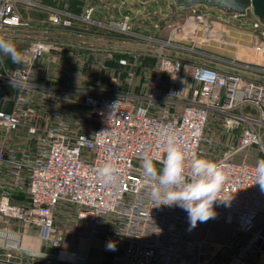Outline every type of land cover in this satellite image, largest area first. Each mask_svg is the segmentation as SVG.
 Segmentation results:
<instances>
[{
  "label": "built area",
  "instance_id": "2783aa9c",
  "mask_svg": "<svg viewBox=\"0 0 264 264\" xmlns=\"http://www.w3.org/2000/svg\"><path fill=\"white\" fill-rule=\"evenodd\" d=\"M147 4L0 0V38H20L16 28H22L24 40L30 31H40L32 40L26 67L0 66V85L15 86V93L18 88L31 94L44 91L40 93L52 98L49 106L56 105L64 90L79 94L71 100L70 111L55 107L48 117L51 123H38L35 107L22 112L20 106L32 101L26 94H18L12 109L0 106V264H89L86 255L65 247L58 216L70 213L64 224L98 239L103 252L112 255L110 264H264V191L254 184L255 163L249 156L256 150L264 157V62L253 65L261 78H250L229 66L188 62L181 54L203 53L190 43L202 44L214 35L223 38L230 22L264 37V22L252 9L236 13L202 3L180 6V20L169 14L154 19ZM30 10L43 16L35 22L25 15ZM97 14L108 20L97 19ZM81 22L106 30L93 32L100 43L91 54L115 58L120 68L111 73L118 75L110 76L108 83L101 78L99 84L51 82L33 63L69 43L57 34L81 32ZM226 106L234 108L226 118L234 127L229 156L214 158L228 173L220 193L226 202H217V215L209 219L230 228L219 240L220 230L211 226L198 223L189 230L188 214L180 207H154L139 155L150 151L163 156L161 133L171 129L189 156L213 160L203 146L206 129L210 123L219 126L220 112L215 111ZM109 160L122 174L118 188L105 187L97 178ZM12 221L22 226L12 227ZM202 228L204 235H192ZM30 237L40 242L36 245Z\"/></svg>",
  "mask_w": 264,
  "mask_h": 264
},
{
  "label": "rangeland",
  "instance_id": "374dc122",
  "mask_svg": "<svg viewBox=\"0 0 264 264\" xmlns=\"http://www.w3.org/2000/svg\"><path fill=\"white\" fill-rule=\"evenodd\" d=\"M76 10L79 11V7ZM153 11L155 15L153 17L154 19L158 17H165V15L167 14V11L164 10ZM36 12L40 11L36 10ZM96 17L97 19L108 20L106 19L105 15L101 17L99 16V14H97ZM179 17L180 16L174 15L173 19L177 21L180 20ZM230 23H228L226 26V36L221 39H218V36L214 35L212 38L202 44L200 41L199 43H195V45L194 43L189 42L192 46H197L198 49L204 51L203 53H194L190 51L181 52V50H178V52H181L182 56H184L186 59L188 58V62H203L216 66L220 65L222 66V68L226 69H228L227 67L229 66L233 71L241 73L250 78H261L260 75L255 72L257 68H254L253 65L257 67L259 66V63L264 62V52H260L264 44V37L256 30H243L244 27H242L237 21ZM77 29H79L81 32L62 30L61 33L57 34L63 41H71L64 47L57 45V47L55 48L57 49L56 53L52 51L49 54V57L34 62L33 67L38 71L43 70V77L48 78L51 82L54 83H62L72 86L86 85L88 82L99 84L100 82L98 81L101 78L103 82L108 83V78L110 76L118 75L117 73L115 74L111 72H115V70H118L120 68L115 58L109 59L107 55L91 54L93 47L97 43H100V41H98L93 35V32L102 33L106 30L101 28V26L87 22H81L80 26L77 27ZM14 32L18 34L17 36H19L20 38L9 41L13 42L16 51L20 54L21 59L19 60V62H13L10 56H6L3 53H0V66H5L8 69H21L29 64L30 46L32 40L34 41L35 37L37 36L33 31H30V35L25 36L24 40L22 39V28H16L14 29ZM162 33L167 34L164 30L162 31ZM110 81L111 80H109V82ZM6 87L7 86L5 85H0V96H2V102L0 103V106L3 108L12 109L14 107V101L16 106L18 94H26L28 98H32V101H29L28 104H22L20 108L22 112L28 107L37 108L36 121L38 123H51V118L48 119V117H50L49 115L54 112L56 106L62 112L70 111V109L72 108L71 105H74L71 100L76 95H79L64 90L62 98H55L54 103L56 105L49 106V102L52 101V98L43 96V94L40 93L44 91H35L34 94H31L28 89L22 90L18 88L15 93V86H11L9 89H6ZM14 93L15 96H13ZM6 98H8L10 102H4ZM11 99L13 101H11ZM233 110V107L226 106L225 109L221 111H215L220 112L219 114L221 121L220 123L218 122L219 126L215 127L213 125L214 123H210L208 128L206 129V135L208 139H206L203 146L209 149L210 152L208 154V157H212L213 160L214 158L218 159L220 157L229 156L227 144H230L231 142L232 135H230V132H234V127L226 121V118L229 116L228 114H232ZM52 120H54V118H52ZM55 121L56 119L54 120V122ZM241 134L242 132L240 131L236 136L237 145H239ZM249 156L250 160L253 163H256L258 159L264 158L263 155L258 153L256 150L252 151V153H249ZM74 208L75 207H71L70 209L68 208V210L71 211V209ZM66 210L67 209L63 210L62 214ZM68 216H72L71 213ZM68 216H58V225L61 229H63L64 232L65 247L76 248L77 251H79L81 254L86 255L89 260V264H110V258L112 255L110 252V254H105L103 252L98 243V239L96 241L89 236H83L82 234L75 233V230L71 225L66 226L64 224ZM10 225L17 229L22 226V224L18 221H12ZM201 226H211L213 228L219 229L220 232L216 236L219 240L226 237L230 231L229 227L219 222L211 223L210 220L201 223ZM205 232L206 228H202L200 232H192V235L200 236L204 235ZM30 238V240L36 245L40 242L33 237Z\"/></svg>",
  "mask_w": 264,
  "mask_h": 264
},
{
  "label": "clouds",
  "instance_id": "9594fccd",
  "mask_svg": "<svg viewBox=\"0 0 264 264\" xmlns=\"http://www.w3.org/2000/svg\"><path fill=\"white\" fill-rule=\"evenodd\" d=\"M0 53L10 56L13 62L21 59L13 42L3 38H0ZM161 142L165 149L163 156H153L150 151H142L139 155L143 183L149 189L154 207H180L188 214L189 230L198 223L214 219L217 215L214 205L226 202L220 198V193L228 173L218 162L203 155L189 156L174 130H163ZM157 163L161 167L158 168ZM97 178L108 188H118L122 182L119 167L110 160L98 169ZM254 184L264 191V158L255 163ZM109 248L114 249V245L109 244Z\"/></svg>",
  "mask_w": 264,
  "mask_h": 264
},
{
  "label": "water",
  "instance_id": "95a60500",
  "mask_svg": "<svg viewBox=\"0 0 264 264\" xmlns=\"http://www.w3.org/2000/svg\"><path fill=\"white\" fill-rule=\"evenodd\" d=\"M182 6H191L194 4H206L208 6L218 7L220 9L244 13L252 9L254 14L264 22V0H174Z\"/></svg>",
  "mask_w": 264,
  "mask_h": 264
},
{
  "label": "crops",
  "instance_id": "0c3cea01",
  "mask_svg": "<svg viewBox=\"0 0 264 264\" xmlns=\"http://www.w3.org/2000/svg\"><path fill=\"white\" fill-rule=\"evenodd\" d=\"M45 2H54L55 0H42ZM148 4L147 7L152 10H164L167 11V14H169L170 17H174V15H177V10L180 6L177 4L174 0H147ZM140 4V3H138ZM142 5V4H140ZM26 16L30 17L31 20L34 19L35 22L37 20L39 21V17L41 18L43 14L41 12H36V10H30L28 13H25ZM36 35L40 33L39 30L37 32H34Z\"/></svg>",
  "mask_w": 264,
  "mask_h": 264
}]
</instances>
